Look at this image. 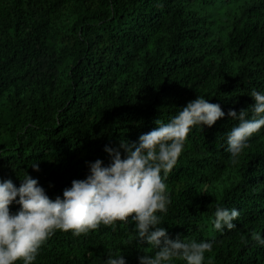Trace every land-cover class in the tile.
<instances>
[{
	"label": "trees",
	"instance_id": "1",
	"mask_svg": "<svg viewBox=\"0 0 264 264\" xmlns=\"http://www.w3.org/2000/svg\"><path fill=\"white\" fill-rule=\"evenodd\" d=\"M253 88L264 91V0H0V179L19 186L27 170L54 198L86 161L107 163L106 144L136 141L205 95L226 115L187 134L162 224L172 238L214 239L204 264H264L253 239L264 236V126L235 159L226 140L238 123L227 110L248 107ZM217 203L239 210L234 229L212 227ZM134 231L119 220L56 229L32 264H104L121 251L138 264L155 249Z\"/></svg>",
	"mask_w": 264,
	"mask_h": 264
},
{
	"label": "clouds",
	"instance_id": "2",
	"mask_svg": "<svg viewBox=\"0 0 264 264\" xmlns=\"http://www.w3.org/2000/svg\"><path fill=\"white\" fill-rule=\"evenodd\" d=\"M248 95L253 102L227 116L238 121L226 133L227 151L235 159L249 138L264 126V91L253 88ZM251 116L248 115V108ZM226 113L218 102L196 95L167 121L154 120L151 130L141 133L136 141L121 137L116 146L105 145L109 159L86 161L88 171L83 178H73L62 194L50 197L45 188L26 170L19 186L11 178L0 179V264H32L40 246L56 229L71 230L78 236L100 225L116 222L132 223L137 244L147 242L155 250L138 256V264H204L214 239L170 237L162 224L168 211L170 195L166 179L181 154L187 134L193 126H212ZM39 171L38 161L32 162ZM19 205L14 211L11 204ZM239 210L217 203L210 217L212 227L224 232L236 227ZM253 239L264 245V236L253 233ZM210 259V258H209ZM104 264H127L122 251L108 254Z\"/></svg>",
	"mask_w": 264,
	"mask_h": 264
}]
</instances>
